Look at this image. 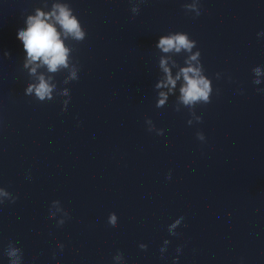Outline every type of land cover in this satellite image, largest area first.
<instances>
[{"label": "clouds", "instance_id": "9594fccd", "mask_svg": "<svg viewBox=\"0 0 264 264\" xmlns=\"http://www.w3.org/2000/svg\"><path fill=\"white\" fill-rule=\"evenodd\" d=\"M144 0H136L133 3L131 12L135 16L139 13V4ZM186 13H195L196 16L201 14L200 0H191L190 3L183 4ZM26 27L21 28L17 32V39L22 42L23 51L27 54V59L24 63V68H29V74L36 76V82L29 83L25 89L26 96H35L41 102L52 100L53 94L57 89L56 83H52L53 77L45 78L44 75L37 76V67L46 66L48 72L57 74L62 70H66L68 75L64 79V83L68 84L70 81L78 80L79 69L76 64L72 62L71 53L72 48L66 46V40L82 42L86 38V32L81 25L80 20L73 13V9L66 2L62 0H54L51 5L50 12H44L40 8L35 10L34 15H28L25 21ZM264 35V32L258 33ZM156 47L163 53L185 54L184 64L177 72L175 78L168 67V59L161 58L159 66L165 73V78L156 85V88H168V92H173L176 89L177 81L182 78V84L179 88V95L176 100L175 110L180 111L181 105L189 109L191 116L195 121L200 122L202 117L195 114V106L197 104H208L211 102V94L213 91L211 80L204 74V68L201 63V53L197 49V42L190 39L189 35L184 32H175L163 35L159 38ZM9 53L5 52V56ZM176 61H173V66H176ZM32 66V67H30ZM254 74L253 83L259 85L261 80L258 79L264 75V68L257 66L252 69ZM220 74L217 73V78ZM259 92H264V89H257ZM64 97H70L69 89L64 88L57 93ZM168 100V93L159 92V99L156 103L157 108L165 106ZM69 103L68 99L63 101L65 109ZM193 119L188 120L191 125ZM148 131H156L157 135H163V129H156L151 119L146 120ZM197 138L201 141L205 139L203 133L198 132ZM170 179V176L168 177ZM17 197L13 196L7 190L0 188V204L5 201L14 203ZM62 212L64 217H70V213L64 211L60 206V202L53 201L50 208V216L55 218L56 213L52 211ZM117 215L110 213L108 223L111 226L117 224ZM183 217L176 219L168 227L171 235H176L174 229L181 224ZM65 219L57 221L58 225H63ZM168 244V241H165ZM63 249V245L59 246ZM141 249H146L147 245H139ZM166 249L162 248L161 252ZM179 251V249H178ZM4 254L9 258V264H22L23 253L22 250L16 247L13 243H9L4 250ZM114 261L119 264L123 260V254L117 253L113 257Z\"/></svg>", "mask_w": 264, "mask_h": 264}]
</instances>
